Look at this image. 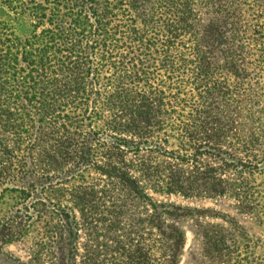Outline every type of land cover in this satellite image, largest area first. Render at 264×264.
<instances>
[{
  "label": "rangeland",
  "instance_id": "374dc122",
  "mask_svg": "<svg viewBox=\"0 0 264 264\" xmlns=\"http://www.w3.org/2000/svg\"><path fill=\"white\" fill-rule=\"evenodd\" d=\"M205 7L119 0L111 21L96 0L120 40L82 60L69 28L87 0H0V264H264V117H234V94L217 90L247 89L246 61L185 50ZM256 60L264 101V50ZM190 74L221 96L220 113L205 109L217 135L200 127ZM207 138L228 166L197 153Z\"/></svg>",
  "mask_w": 264,
  "mask_h": 264
},
{
  "label": "trees",
  "instance_id": "16d2710c",
  "mask_svg": "<svg viewBox=\"0 0 264 264\" xmlns=\"http://www.w3.org/2000/svg\"><path fill=\"white\" fill-rule=\"evenodd\" d=\"M95 1L96 0H87L90 4L91 15L87 14L85 22L76 27V29L71 26L69 28L70 31L73 32L71 34L72 40L76 39L75 42L77 46H79V53L82 60H86L89 55L95 57L96 51L101 50L102 47H106L110 41L120 40L118 39L119 31L117 28L112 26L110 29L108 27L112 22L108 23L96 16V12L93 10ZM118 1L119 0H108L109 7H111L109 11V18L111 21L116 18L117 14L115 13V9ZM205 2L206 11L204 15H206V17L205 20L198 22L200 26L199 29L195 31L193 24H189L185 28L186 32H191L188 34H190L191 37L193 36L191 41L187 43L189 45L185 47V50L192 52L193 59H221L229 60L231 63H238L241 61L243 64L246 61L247 66H245L246 68L243 70H245V78L250 86L247 89L241 87L240 89L236 88L231 91L230 84H227V81H223L224 86L218 85L217 90L218 92L227 90V94H234L232 104L234 109H232V114L236 117L239 113H243L246 117L245 121H254V124L256 120H260V118L264 117V101L260 98L259 91H253L251 88L252 76L260 75L259 73H254L258 67L256 59L259 58V54L264 50V42L261 43V41L256 39L264 28V10H262L263 0H205ZM3 4L8 10L11 9V3L5 2ZM188 12L189 9L186 8L183 14L186 15ZM184 22L189 23L186 19ZM78 29L80 32H77ZM247 59L251 61L249 60L250 62H247ZM252 65L253 67H251ZM220 66L224 67L225 64H221ZM202 72L203 78L209 75V71L205 68L202 69ZM188 82L191 86H196V89L193 88L191 91H199L196 102L192 104V108L193 111L195 110L196 112L198 108L202 110L200 113V120H202L200 127L205 130V133L208 131V137L217 135L215 132L216 127L209 121L211 116L205 109L211 108L220 113L224 107L223 105L221 106L222 103L219 101L221 96L213 92L215 88L210 89L207 87L202 88L204 85L199 86V83L203 82V80H199L196 75H188ZM100 106L101 104L98 103V105L94 107V110H97L96 107ZM190 111H192V109H189V112ZM207 140L206 146L208 149L203 152L199 151L201 148H206L200 146L197 149V153L201 155L204 153L217 154L219 159L227 165L226 156L221 152L223 148L212 143L210 138H207ZM121 143L125 146L128 142L124 140ZM118 148L125 151L142 150L140 146L135 145H132V149H128L127 147L126 149L125 147ZM245 164L249 166L248 163ZM229 166H235V161L229 162ZM253 169L259 170L258 166H255ZM181 237L182 235L178 234V236L173 237V240L177 244H180L182 240Z\"/></svg>",
  "mask_w": 264,
  "mask_h": 264
}]
</instances>
